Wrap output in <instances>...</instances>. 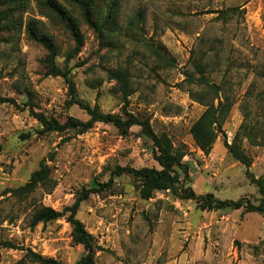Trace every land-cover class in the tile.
I'll return each instance as SVG.
<instances>
[{
	"label": "rangeland",
	"instance_id": "374dc122",
	"mask_svg": "<svg viewBox=\"0 0 264 264\" xmlns=\"http://www.w3.org/2000/svg\"><path fill=\"white\" fill-rule=\"evenodd\" d=\"M106 1L118 5L113 33L102 43L80 23L83 46L77 56L70 57V34L59 21L41 14L35 0H29L21 28L0 34V97L17 105H0V242L29 248L60 264H76L84 249L73 244L64 219L32 227L34 209L63 211L83 188L107 182L116 165H158L152 143L141 137L138 127L127 137L103 123L84 134L40 135L28 104L61 123L69 117L86 121L88 116L70 105L65 79L49 74L46 50L25 32L32 20L41 21L39 29L53 38L59 50L55 63L70 71L78 98L102 113L122 114L107 71L129 70L134 93L127 110L146 114L155 133L168 134L175 147L184 148L183 163L196 194L259 203L258 187L225 146L243 124L257 135V145L242 142L252 159L249 171L264 183V0ZM197 65L210 83L222 88L220 96L234 104L209 155L195 147L190 135L204 110L198 100L209 99L196 82ZM42 162L51 169L53 188H38L22 201L1 194L26 183ZM115 183L113 190L90 195L77 214L103 249L95 264H264V216L242 209L201 211L194 201L167 193L143 201L132 177L116 178ZM22 253L0 248V264H18Z\"/></svg>",
	"mask_w": 264,
	"mask_h": 264
},
{
	"label": "trees",
	"instance_id": "16d2710c",
	"mask_svg": "<svg viewBox=\"0 0 264 264\" xmlns=\"http://www.w3.org/2000/svg\"><path fill=\"white\" fill-rule=\"evenodd\" d=\"M106 0H35L41 14L54 18L61 23L64 29L73 39V47L70 57L77 56L83 46V37L80 34V23L91 30L100 42H105L108 33H113V23L117 17V1L105 2ZM100 3H102L100 5ZM29 0H0V34L4 29L15 30L22 26V16L28 8ZM72 10V12L68 9ZM76 14L78 17L75 19ZM224 13V12H223ZM139 16L131 22L136 27ZM38 24L41 21L32 20L25 26V32L29 39L41 44L47 52V66L49 74L62 76L68 83L72 94L70 105L78 106L88 116L86 121L69 117L61 123L53 117L42 113H37L31 104H28V111L38 122L40 135L50 133L75 132L84 134L91 130L96 123H103L113 126L118 133L127 137L132 127L140 129V135L152 143V151L156 167H143L136 169L130 166L121 167L116 165L109 174L107 182L96 181L93 186L83 188L78 194L74 203L63 211H56L51 207L39 206L34 209L31 215V226L47 224L64 219L71 228V238L74 245H80L84 249V254L76 264H95L96 253L103 251L97 244L93 235L85 228L84 224L77 218L80 206L83 202L89 200L92 194H103L113 190L116 187L115 179L125 175L134 180V189L136 196L143 201H149L157 193H167L174 199L181 201H194L201 211H219V210H244L246 213H257L264 216V183L262 179H255L249 168L252 163L251 157L242 149L244 139L251 145H257V135L247 131L246 125H241L230 145L225 146L229 155L246 168L247 178L258 187L261 196L257 205L249 202L245 198L236 201L219 200L212 194L198 195L189 186L188 167L183 163L186 151L182 147H175L168 134L155 133L150 117L146 114H131L127 108L129 98L134 93L131 86V74L128 69L118 68L107 71V78L114 83L111 89L122 104V114H104L97 105L91 106L80 100L76 94L74 85L69 78L70 71H61L55 58L59 55L57 45L51 36L45 34L39 29ZM1 40V39H0ZM156 54L162 59L159 52ZM67 57V58H70ZM67 59L66 64H68ZM199 75L196 82L204 88V97L209 99L198 100L204 107L202 114L192 124L190 135L195 147L204 155H209L213 145L219 135L223 133V126L227 122L233 107V101L227 96H220L221 87L210 83L204 75L201 66L195 67ZM17 106L15 100L6 97H0V105ZM51 169L43 162L39 169L34 171L29 180L23 185L5 190L1 193L3 196L9 195L18 201L26 200L38 188H53L50 177ZM183 175V179L181 178ZM1 196V195H0ZM0 248L17 249L22 251V258L18 264H60L54 258L44 257L29 248L17 247L11 242H0Z\"/></svg>",
	"mask_w": 264,
	"mask_h": 264
},
{
	"label": "crops",
	"instance_id": "0c3cea01",
	"mask_svg": "<svg viewBox=\"0 0 264 264\" xmlns=\"http://www.w3.org/2000/svg\"><path fill=\"white\" fill-rule=\"evenodd\" d=\"M185 234H186V235H185L186 237H189V227H186V232H185ZM229 262H230V261L227 260V261L225 262V264H229Z\"/></svg>",
	"mask_w": 264,
	"mask_h": 264
}]
</instances>
